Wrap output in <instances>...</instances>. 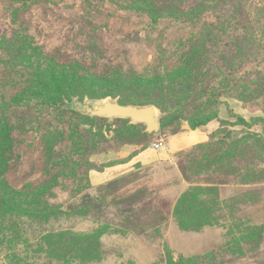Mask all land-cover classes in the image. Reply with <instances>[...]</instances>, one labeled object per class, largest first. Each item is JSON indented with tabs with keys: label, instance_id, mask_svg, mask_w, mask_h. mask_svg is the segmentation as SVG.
<instances>
[{
	"label": "rangeland",
	"instance_id": "rangeland-1",
	"mask_svg": "<svg viewBox=\"0 0 264 264\" xmlns=\"http://www.w3.org/2000/svg\"><path fill=\"white\" fill-rule=\"evenodd\" d=\"M39 53L157 76L160 131L22 95ZM228 107L264 119V0H0V264H264V120L173 131Z\"/></svg>",
	"mask_w": 264,
	"mask_h": 264
},
{
	"label": "trees",
	"instance_id": "trees-1",
	"mask_svg": "<svg viewBox=\"0 0 264 264\" xmlns=\"http://www.w3.org/2000/svg\"><path fill=\"white\" fill-rule=\"evenodd\" d=\"M38 58L36 72L33 73L30 83L22 88V95L29 93V96L34 95L40 99L43 98V101L45 100L54 106L64 104L66 99L71 100L74 96H78L82 100L86 97H120V102L123 104L156 103L159 106L162 104L161 100L165 88L162 85L163 81L157 76L152 75L151 77L142 73L126 75L119 71L108 78L92 77L89 74H80L79 67L76 64L70 65L68 62L56 61L55 58L44 53H39ZM73 66L75 67L73 68ZM226 110H228L226 116H222V111L221 113L217 112V116L209 115L201 120L194 121L189 118L193 129L207 125L216 119L220 122L217 128L210 133L209 139L206 142L197 143L193 146L210 145L211 142L218 140L217 135L221 132L226 136V139H229L232 129L236 126L252 130L256 121L261 122L264 120L262 117H256L253 123L250 119H246L236 113L231 107H228ZM183 120L186 119L177 120L174 125V129L176 128V130L172 127L173 131H182ZM256 136L264 140V129H262L261 133L259 131V134H256ZM5 140H8V134H4L2 128H0V153L6 146L3 143ZM13 202L8 195L0 198V206L6 209H9Z\"/></svg>",
	"mask_w": 264,
	"mask_h": 264
},
{
	"label": "water",
	"instance_id": "water-1",
	"mask_svg": "<svg viewBox=\"0 0 264 264\" xmlns=\"http://www.w3.org/2000/svg\"><path fill=\"white\" fill-rule=\"evenodd\" d=\"M72 107L78 111L92 117H106L108 124L105 132L110 135L112 131V122L116 118L129 119L131 123L145 126L147 132H159L161 123L159 110L154 104H136L120 102L119 98L109 96L101 101L94 102L85 98L73 101ZM184 125L192 129L189 122L184 120Z\"/></svg>",
	"mask_w": 264,
	"mask_h": 264
},
{
	"label": "crops",
	"instance_id": "crops-1",
	"mask_svg": "<svg viewBox=\"0 0 264 264\" xmlns=\"http://www.w3.org/2000/svg\"><path fill=\"white\" fill-rule=\"evenodd\" d=\"M240 115H242V114H240ZM242 116L245 117L244 115H242ZM189 124H190V122H189ZM219 124H220L219 120L216 119V120L211 121L209 124L198 127L196 129H193L191 124H190L192 129H189V128L186 129L185 128L186 125H184V120H183L182 127H184V128H182V131H179L177 133L180 136V138H179L180 146L182 148H186L188 146H192V145H195L197 143L206 142L209 139L210 133L214 129H216ZM168 144H171V142ZM174 150L175 149L173 148L172 151H174ZM138 162H141V164H144V161H142V160L138 161Z\"/></svg>",
	"mask_w": 264,
	"mask_h": 264
},
{
	"label": "built area",
	"instance_id": "built-area-1",
	"mask_svg": "<svg viewBox=\"0 0 264 264\" xmlns=\"http://www.w3.org/2000/svg\"><path fill=\"white\" fill-rule=\"evenodd\" d=\"M163 144L162 143H154L153 146L155 148H160Z\"/></svg>",
	"mask_w": 264,
	"mask_h": 264
}]
</instances>
